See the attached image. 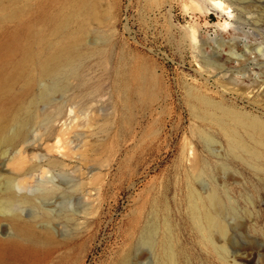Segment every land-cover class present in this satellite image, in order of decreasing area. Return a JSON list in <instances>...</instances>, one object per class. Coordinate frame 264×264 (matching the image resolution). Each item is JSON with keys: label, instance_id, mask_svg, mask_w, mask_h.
Wrapping results in <instances>:
<instances>
[{"label": "rangeland", "instance_id": "374dc122", "mask_svg": "<svg viewBox=\"0 0 264 264\" xmlns=\"http://www.w3.org/2000/svg\"><path fill=\"white\" fill-rule=\"evenodd\" d=\"M93 1L98 3L96 17L83 43L91 65L89 88L75 100H67L72 96L68 92L54 101L62 104L54 128L70 127L65 136L70 158L48 152L37 130L17 147L28 150L31 162L58 158L67 164L45 175H56L48 183L56 195L44 206L54 210L49 224L54 236L24 243L28 248L23 252L9 249L14 228L1 218L0 264H162L166 217L180 251L178 264H264V172L252 168V160L247 158L248 164L230 154L218 127L202 121L193 109L201 94L264 119V0H226L229 7L223 11L211 9L208 0ZM74 2L5 3L0 46L25 28L21 23L51 37L56 17ZM10 7L18 13L4 20ZM96 78L102 84L99 92ZM200 130L213 137L209 145ZM237 130L261 151L264 167V146L243 128ZM10 155L8 151L6 157ZM201 167L207 173L199 174ZM6 168L0 164V180L10 174ZM39 171L30 174L34 180L42 179ZM79 183L86 184L89 199L84 200ZM212 187L227 207L229 255H236L235 261L222 262L191 220L190 188L206 196ZM62 199L67 208L59 212ZM44 207L39 203L35 211L21 204L14 211L28 218ZM37 226L43 231L42 222ZM150 227H157L152 247L141 242Z\"/></svg>", "mask_w": 264, "mask_h": 264}, {"label": "bare ground", "instance_id": "6f19581e", "mask_svg": "<svg viewBox=\"0 0 264 264\" xmlns=\"http://www.w3.org/2000/svg\"><path fill=\"white\" fill-rule=\"evenodd\" d=\"M16 1L18 0H0V8L5 3ZM208 1L210 8L214 10L223 11L229 7L226 0ZM97 6L98 3L93 0H75L67 12L56 17L51 37L35 30L33 26L21 23L20 26L25 28L14 31L9 40L0 46V162L6 164V169L10 172L0 180V219L8 220L14 228L12 237L7 241L9 249L23 252L28 248L24 243L38 244L54 236L52 227H49L53 209L44 206L49 205L46 203L49 196L56 195L54 186H48V183H54L56 175L52 173L45 175L50 168L55 169L67 164L58 158L48 160L45 164L31 162L28 150L23 147L17 150V147L31 139L32 133L37 130L40 132L39 143L45 142L43 145L48 152L56 150L62 158H70L72 151L66 148L65 137L70 127L60 130L54 128L52 121L62 113V104H54V101L68 92H72V96L67 100H75L79 96L83 97L89 88L90 78L87 79L86 72L91 65L87 61L88 52L83 49V43L90 34L89 23L96 17ZM10 8L2 16L4 20L14 18L18 13L15 8ZM98 38L101 39V36ZM259 50L258 48L257 51ZM261 63L264 65V60H261ZM100 81L98 79L95 82L97 92L102 88ZM255 88L256 85H253L247 92L248 97L252 98L251 94ZM196 99L197 106L193 108L196 116L218 127L226 140L230 154L244 161L247 158L252 160L254 162L251 164L252 168L264 172V167L259 164L262 158L261 151L245 142L237 130L238 127L243 128L250 139L264 146L262 116L244 112L233 105L212 100L201 94L197 95ZM49 106L54 110H50ZM199 134L204 143L209 145L212 142L213 137L209 133L200 130ZM53 138L56 139L55 142L49 144L48 141ZM8 151L11 155L6 157ZM79 158L83 160L86 158L84 150L79 152ZM245 162L250 164L248 161ZM221 166L225 164L221 163ZM195 168H198L197 163ZM38 169L42 179L34 180L32 172ZM198 170L199 174L207 173L205 167ZM85 185L78 184V188L84 192V200L89 199ZM27 186L29 190L26 193L22 192ZM64 201L65 199L59 201V205L61 204L59 212L67 208L63 205ZM189 202L191 220L199 231L203 243L210 247L222 262L228 261L230 257L235 261L236 255H229L228 246L231 244L229 226L224 219L227 207L218 189L212 187L206 196H201L190 188ZM14 203L32 205L34 210L40 203L44 208L42 212L29 214L30 216L25 218L21 212L12 209ZM63 215L67 222L72 221L69 213L64 212ZM41 222L44 224L43 231H39L37 226ZM155 228L150 227L142 234V243L150 244L151 247L155 245L157 227ZM172 233L171 224L166 217L162 229V254L165 259L162 264H178L180 251L176 249Z\"/></svg>", "mask_w": 264, "mask_h": 264}, {"label": "water", "instance_id": "95a60500", "mask_svg": "<svg viewBox=\"0 0 264 264\" xmlns=\"http://www.w3.org/2000/svg\"><path fill=\"white\" fill-rule=\"evenodd\" d=\"M18 205H20L19 203H14V205H12V209L14 210V208L16 207V206H18Z\"/></svg>", "mask_w": 264, "mask_h": 264}]
</instances>
